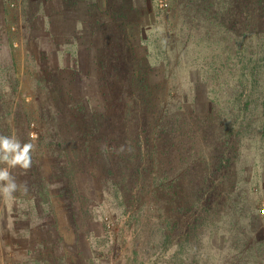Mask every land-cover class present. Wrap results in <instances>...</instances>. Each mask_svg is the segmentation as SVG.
I'll return each mask as SVG.
<instances>
[{
    "label": "rangeland",
    "instance_id": "374dc122",
    "mask_svg": "<svg viewBox=\"0 0 264 264\" xmlns=\"http://www.w3.org/2000/svg\"><path fill=\"white\" fill-rule=\"evenodd\" d=\"M108 2L0 0V134L34 145L27 175L13 170L27 192L0 198V264H264L257 137L230 150L218 198L236 213L217 209L198 221L194 237L174 241L183 253L174 244L165 250L181 220L175 210L209 162L206 143L190 140L199 128L189 123L191 98L205 89L179 52L187 31L177 0H134L122 28L133 53L127 95L151 98L145 110L162 106L169 122L148 144L136 122L112 126L114 89L101 69L109 32L99 31L108 29ZM126 177L140 185L136 194L125 193Z\"/></svg>",
    "mask_w": 264,
    "mask_h": 264
},
{
    "label": "trees",
    "instance_id": "16d2710c",
    "mask_svg": "<svg viewBox=\"0 0 264 264\" xmlns=\"http://www.w3.org/2000/svg\"><path fill=\"white\" fill-rule=\"evenodd\" d=\"M133 2L109 0L107 4L108 29L99 31L103 34L109 32L104 44L108 57L101 69L114 89L109 102L115 120L112 122L111 118L109 122L114 127L121 118L136 122L143 126L145 143L148 144L150 140L154 142L155 134L165 129L169 113L162 106L155 112L153 108L152 112L146 111L145 103L150 101L153 106L151 98L137 100L140 97L127 95L134 81L128 75L133 67V53L132 47H126L128 43L122 28L124 18L134 8ZM177 5L181 7V20L187 31L184 48L179 52L195 83L205 89L202 98L195 94L191 98L189 123L199 129L190 140L194 145L199 140L206 143L209 162H206L204 174L190 181L189 197L182 199L181 206L175 210L181 220L168 232L173 241H169L166 251L177 238L185 240L188 234L194 237L198 221L209 214L217 215L214 212L217 209L236 213L235 207L227 200L225 203V199L218 198L227 183L230 150L255 137L264 144V0H177ZM95 22L99 23V18ZM118 85L121 87L119 92ZM137 105L139 109H135ZM110 133L115 137L113 140H118L116 131ZM135 177L139 179V175ZM135 177L121 181L127 183L125 193H137L140 185L135 184ZM119 188L117 185L114 194H118ZM132 202L136 204L137 197ZM208 232L215 239L216 225H211ZM239 233L246 234L245 228ZM174 245L178 246L179 253L184 252L181 242ZM186 246L191 250V244ZM243 247L247 249V241Z\"/></svg>",
    "mask_w": 264,
    "mask_h": 264
},
{
    "label": "clouds",
    "instance_id": "9594fccd",
    "mask_svg": "<svg viewBox=\"0 0 264 264\" xmlns=\"http://www.w3.org/2000/svg\"><path fill=\"white\" fill-rule=\"evenodd\" d=\"M34 145L22 143L16 136L0 134V198L10 199L20 190L27 192V181L17 182L13 170L19 169L26 176L32 167Z\"/></svg>",
    "mask_w": 264,
    "mask_h": 264
}]
</instances>
